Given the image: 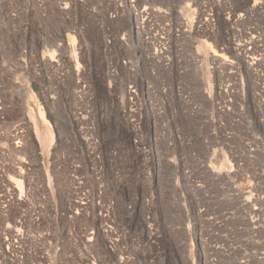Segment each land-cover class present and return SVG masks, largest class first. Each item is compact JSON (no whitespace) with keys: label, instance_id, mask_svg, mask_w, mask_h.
Returning <instances> with one entry per match:
<instances>
[{"label":"rangeland","instance_id":"1","mask_svg":"<svg viewBox=\"0 0 264 264\" xmlns=\"http://www.w3.org/2000/svg\"><path fill=\"white\" fill-rule=\"evenodd\" d=\"M0 264H264V0H0Z\"/></svg>","mask_w":264,"mask_h":264}]
</instances>
